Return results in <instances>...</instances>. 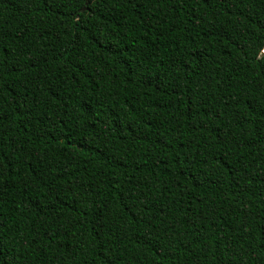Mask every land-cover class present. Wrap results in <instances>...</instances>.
<instances>
[{"label":"trees","instance_id":"16d2710c","mask_svg":"<svg viewBox=\"0 0 264 264\" xmlns=\"http://www.w3.org/2000/svg\"><path fill=\"white\" fill-rule=\"evenodd\" d=\"M0 264H264V0H0Z\"/></svg>","mask_w":264,"mask_h":264},{"label":"water","instance_id":"95a60500","mask_svg":"<svg viewBox=\"0 0 264 264\" xmlns=\"http://www.w3.org/2000/svg\"><path fill=\"white\" fill-rule=\"evenodd\" d=\"M83 9H85V8H83Z\"/></svg>","mask_w":264,"mask_h":264}]
</instances>
